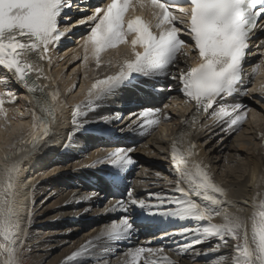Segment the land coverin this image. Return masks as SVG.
Listing matches in <instances>:
<instances>
[{"label":"snow or ice","instance_id":"1","mask_svg":"<svg viewBox=\"0 0 264 264\" xmlns=\"http://www.w3.org/2000/svg\"><path fill=\"white\" fill-rule=\"evenodd\" d=\"M76 13H81L79 18H75ZM81 26L85 32L76 43L83 55L78 52L73 60L79 59L82 68L90 62L99 68L104 63L102 54L110 49L119 52L123 46L125 51L119 59L107 61L113 70L79 85L78 99L69 106L60 99L49 70L55 51L64 40L76 36L74 29ZM257 30L264 32V0H101L95 6L88 0H0V69L4 71L0 87L5 89L0 92V113L6 115L4 96L15 101L10 87L25 90L32 108L27 138L10 146L14 149L11 156L5 153L0 157V264H26L31 253L28 241L39 210L35 199L39 182H24L25 164L46 148L60 146L67 151L75 147V136L88 131L90 124L108 125L109 133H149L160 122V108H142L127 117L119 112L93 119L89 116L141 79L158 81L161 77L176 81L185 97L183 103L191 105L180 119L178 132L168 140L174 186L163 192H148L147 197H138L128 187L126 196L104 209L106 213L119 211V220L86 239L60 264H110L105 257L115 253L114 245L132 240L137 218L194 222L195 226L165 231L159 238L172 240L176 247L170 251L177 255L199 256L196 246L215 239L217 243L210 251L226 254L210 264H264V173L255 183L251 203L245 201V207H240L228 197L227 189L215 182L210 165L199 158V148L191 138L201 119H210L222 132L237 130L246 119L247 108L235 97L257 91L244 83L245 65ZM258 47L264 49V39ZM260 55L264 57V51ZM181 63L183 67L171 71ZM262 69L264 58L253 67V75H259ZM84 79L88 80V71ZM76 87L74 82L70 90ZM261 101L264 82L257 102ZM66 110L70 111L71 131H67L65 140L61 129L67 120ZM163 118L171 117L163 112ZM121 120L126 121L124 126L111 128ZM260 139L264 148V134ZM134 150V146L115 147L83 165L77 161L79 168L71 170L107 165L113 169L110 183L119 188L123 173L136 163ZM56 174L53 168L45 176ZM155 175L161 177L159 172ZM98 195L76 192L62 206L89 202ZM49 199L45 196L40 206ZM80 214L74 213L76 217ZM123 264L177 261L165 253L164 246H137L125 253Z\"/></svg>","mask_w":264,"mask_h":264},{"label":"bare ground","instance_id":"2","mask_svg":"<svg viewBox=\"0 0 264 264\" xmlns=\"http://www.w3.org/2000/svg\"><path fill=\"white\" fill-rule=\"evenodd\" d=\"M74 31L76 36H74V39L72 38L73 44L70 43L72 39L64 40L61 47L55 51L52 65L54 74L50 71L53 80L58 81L64 91L70 90L74 83L73 75L75 74L72 73L73 75L67 77L66 73L68 71L63 74L62 67L67 62L72 61L73 56L78 52L81 57L83 55L82 50L77 47L76 41L79 36L84 34L85 29L81 26L74 29ZM121 47L123 46L119 48L121 49ZM114 51L116 53L117 50ZM108 52L110 51L108 50L106 54ZM61 56L64 57L63 60L58 59ZM117 57L119 56L117 55ZM260 60L258 57L256 60L252 59L250 65L254 67ZM78 61L73 60L72 65L75 66ZM56 64H59V67H56ZM180 67H183V63L177 65L171 71L175 72ZM82 69L79 73L84 72ZM104 73L105 71H100L98 76H102ZM262 73H264V69L253 79L254 85L251 89L255 86L257 88L256 92L237 97L248 109L246 119L237 130L222 132L219 125L212 124L210 119H201L199 121L200 126L195 128L191 136L199 148V158H203L204 162L210 165L215 182L225 187L228 197L236 201L240 207H245V201H249V204L251 203L252 197L256 194L255 183L260 175L264 173V148L261 147L260 139L261 134H264V101L257 102L260 100V83L264 78V74L263 77H260ZM0 77H2L1 72ZM161 79L167 84L166 93L170 95L172 100L167 103L169 105L167 109L164 108V105L160 108L162 110L160 122L149 133L144 135L130 132L121 134L118 131L109 133L107 131L108 125L90 124L88 126L90 132L82 131L75 136V147L67 151L62 150L60 146L46 148L25 164L24 182L27 184L39 182L35 189L36 205L39 210L31 228L32 238L28 241L33 252L30 257L33 259V264H60L64 256L86 239L98 234L101 229L111 222L118 221L121 215L119 211L103 213L102 210L104 208L101 210L99 208L102 205H111L120 199L121 196H126L128 187H132L138 197H147L148 192H163L174 186L176 176L170 163L168 140L178 132L180 119L187 114L191 105L183 103L185 97L178 91L176 81L164 77H161ZM141 82L147 83L148 80L141 79L133 86H138ZM86 83L88 81L84 84ZM169 85L172 86L171 90ZM9 90L13 91L15 95H20L17 87H10ZM2 91H5V89L0 87V92ZM76 91L77 89L75 91L71 90L68 97L60 99L70 106L74 98L78 99L77 93L80 88ZM3 99L5 101L3 104L4 109H8L16 103V101L10 102L11 98L8 96H4ZM121 102L122 98L118 94L109 101L107 106L97 110L94 114H90L89 118L93 119L120 112V109H116V106L120 105ZM142 108L144 107L130 108L123 116L127 117L130 112H137ZM8 110L6 114L10 112ZM163 112L169 113L171 118L164 119ZM30 113L29 108L28 123L26 122L27 125L22 134L20 132L22 120H19L23 118L21 115L16 114L19 119H16L9 129H6L0 123L2 125L0 127V149L5 150L0 152V157L5 153L11 156L14 149H11L10 146L14 142L18 143L21 139L27 138L30 131L28 126L31 123ZM254 114L259 115L258 121L253 119ZM65 116L67 120L61 131L63 133L62 138L66 140L67 131H71L69 110L65 111ZM125 123L126 121L123 120L116 121L111 125V128L118 129L124 126ZM201 140L203 141L202 144L199 143ZM133 146L135 150L132 156L136 163L123 173V182L119 188L114 187L110 183L113 169L107 165L97 166L96 168H80L78 171L71 170L79 168V165L90 162L94 156L103 155L106 151L115 147L127 148ZM77 161H79V165L76 163ZM53 168L57 169V174L46 177L45 173L50 172ZM157 172L161 173L159 179L155 175ZM100 175L105 178L104 183L100 180ZM132 177L134 178L132 179ZM165 177H168L172 183L165 182ZM140 181H143V183H140ZM76 192L81 194L96 192L99 195L89 202H72L67 207L62 206L64 201L71 199L73 193ZM45 196H50V199L41 207L40 201ZM85 208H90L91 210L84 213L83 210ZM74 213L81 214L76 217ZM137 215L139 217V210H137ZM138 219L141 218L136 219V226H138ZM142 220L144 221L142 228L137 229L130 242L113 246L117 249L115 253L105 257L110 261V264H123L125 253L130 248L137 246L154 249L164 246L165 253L172 260L177 261V264H210L218 256L226 254L224 251L218 253L210 251L217 243L213 239L196 246V250L201 252L199 256H194L192 253L177 255L174 250L170 251V249H175L176 247L172 240H160L159 238L163 236L165 231L172 232L180 227L195 226L194 222L171 220L167 223H162L148 219ZM89 226L92 227L88 229ZM89 263L92 262L90 261Z\"/></svg>","mask_w":264,"mask_h":264},{"label":"rangeland","instance_id":"3","mask_svg":"<svg viewBox=\"0 0 264 264\" xmlns=\"http://www.w3.org/2000/svg\"><path fill=\"white\" fill-rule=\"evenodd\" d=\"M119 50H121V51H119V52H117L116 51V53H114L115 51L113 50H109L110 52H108L109 53V55H108V53L106 54V52L105 53H103L102 54V56H101V60L102 61H104V63H102L101 64V66L99 67V68H96V65H95V62H90L89 64H88V67L87 68H83L82 70L85 72V71H88V82L89 81H91L95 76H98V73H100V71L101 72H108V71H110V70H113V69H111L110 67H109V65L107 64V61H109V60H113V61H115V60H117V59H119V57H117V55L118 56H120V55H122L123 53H124V51H125V49L123 48V47H121V49L119 48ZM123 50V51H122ZM121 52V53H120ZM106 55V56H105ZM113 57V58H112ZM262 58H264V57H260V59H262ZM79 59H77V61H78ZM73 61V60H72ZM72 61H69V62H67L63 67H62V73L63 74H65L67 71V77L68 76H71V75H73V74H75V75H73V78H74V82L77 84V87H76V89H77V91H78V89L80 88V87H78L79 85H82V84H84L85 82H87L85 79H83V77H84V72H80L79 73V71L81 70V68H82V66H79V65H81V63H80V61H78L77 63H76V65L75 66H73L72 64H73V62ZM91 65V66H90ZM72 66V67H71ZM78 66V67H77ZM88 69H91V70H88ZM103 70V71H102ZM90 72V73H89ZM52 73H54L53 72V70H52ZM71 73V74H70ZM73 73V74H72ZM79 73V74H78ZM82 74V75H81ZM263 74L264 73H262L261 75H260V77H263ZM59 76H60V72H59ZM262 80H264V78L262 79ZM262 80H261V83H262ZM260 83V84H261ZM70 89H71V87H70ZM62 91V96H63V98H66V96L68 97L69 95H70V91L71 90H66V91H64L63 89H61ZM76 91V92H77ZM70 92V93H69ZM15 101H16V103H14V105H12V106H10L8 109L6 108L5 110H6V113H7V110H8V114H9V117H8V114H2V113H0V123H2L3 124V127H5L6 129H9V127L14 123V121L16 120V119H19L17 116H16V114H19L20 115V113H23V116H21V117H23L22 119H19V120H22V123H21V129H20V132H21V134H22V132L25 130V128H26V122H27V120H28V111H29V106H28V104L26 103V101L19 95V94H16L15 95ZM16 104V105H15ZM248 110V109H247ZM10 113H12V114H10ZM252 116V115H251ZM251 116H250V118H251ZM259 115L258 114H254V118L253 119H255L256 121H258L259 120ZM12 120H13V122H12ZM2 121V122H1ZM4 121V122H3ZM24 121V122H23ZM28 123V122H27ZM5 124V125H4ZM8 127V128H7ZM18 136H19V134H18ZM202 141V140H201ZM201 141H199V143L200 144H202L203 143V141L201 142ZM53 161V160H52ZM136 174H137V171H136ZM141 175V174H140ZM134 177H132V179H133ZM167 178V179H166ZM137 180H139V179H137ZM165 182H169V183H172V181H170L169 179H168V177H165ZM101 205V204H100ZM99 208V207H98ZM102 208H104L105 209V206H103L102 205V207L100 206V208H99V210H101ZM104 209L102 210L103 211V213H105V211H104ZM92 226H89L88 227V229L89 228H91ZM136 228L137 229H140V227L139 226H136ZM33 255V252L31 251V253H30V256L27 258V261H26V264H33L34 262H33V259L32 258H30L31 256ZM219 257V256H218ZM89 264H92V263H89Z\"/></svg>","mask_w":264,"mask_h":264}]
</instances>
